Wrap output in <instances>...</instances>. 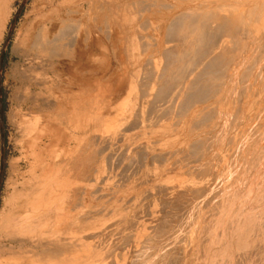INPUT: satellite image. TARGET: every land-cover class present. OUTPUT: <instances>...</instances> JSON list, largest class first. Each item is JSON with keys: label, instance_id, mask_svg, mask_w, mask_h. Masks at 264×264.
I'll list each match as a JSON object with an SVG mask.
<instances>
[{"label": "rangeland", "instance_id": "1", "mask_svg": "<svg viewBox=\"0 0 264 264\" xmlns=\"http://www.w3.org/2000/svg\"><path fill=\"white\" fill-rule=\"evenodd\" d=\"M34 1L35 0H11V2L6 4V0H0V9L5 7V11H3L4 13L0 18V98L2 100V117L4 122L3 137L0 126V255L5 258V256L11 252L20 253L22 251L31 254L30 252H32V249L30 246L32 243L43 246L50 244V242H55L54 239L81 237L86 231L101 225L100 223H104V221L108 222V220L111 221L114 218L116 219L117 216V219L123 218L121 224H126L127 222L133 221L136 216L139 217V214L141 217L142 212L151 209L152 206L156 205L160 208L164 207V204H167L165 202H168L169 206H165L166 209H170V207L174 209L177 207L176 209L178 212L182 208L184 211L188 212L186 213V221L184 223L187 226L184 225L182 230L177 234L178 238L176 237V239H174V241H176L174 246H177L192 232V244L190 245L187 264H241L239 261L241 257L242 264H256V261L257 264H263L264 245H257L258 237H256V234L259 236L261 229L264 228L263 225H261L262 212H264V172L262 174V170L259 168V164L264 161V139H262L264 137V130L262 132L260 131L258 136L252 135L253 133L250 130L251 128H255L256 122L254 121V113L257 112L260 102H257L256 109H254L248 106V97H244V93H242L244 84V80H242L244 77L243 73H245V71L247 72L246 67H248L243 62L244 57H242V51L235 56L230 65L228 64L229 66L227 65L228 67L226 68H228V70L226 72L225 69V73L220 81L222 82L221 84L217 82V84L215 83L216 85H214L213 81L207 80L211 84L212 89L220 87L219 91L216 93L217 97L213 95L211 99V97L206 96V94H194L192 93L193 91L189 89L183 96L181 102L176 104L177 107H169L167 104L170 110H168V115L164 116V121L163 118H160L157 122V119H155L153 115L143 120L140 117L136 118L133 109H129L132 106H136L133 105L134 102L136 104L139 101L137 106L143 103V99L141 98V85H137L138 88L135 87L133 80L135 76H140L141 80H143V77L146 75L148 76L149 70L147 68L149 64L166 61V50H164L168 45V31L166 25L178 15L177 12L179 10V15L181 13L184 14L189 6H183V9L179 7V10H176L177 12L172 11L168 14L166 11L160 9L159 6L178 5V1L150 0L157 1L158 6H155L154 13L150 11L149 14V11L141 12L137 10V12H135L136 9L132 12L133 2L139 1L140 3L141 0H102L94 3L93 9L91 4L88 5L83 3L79 8L74 7L73 11L79 12L77 18L82 17L84 26L89 27L90 34H93L94 41L90 42V40L81 37L77 47L75 46L69 53L67 52L68 54L63 51L52 54L50 50H44L40 54L41 61L35 69L32 68L33 66L30 67L27 64L28 62L25 60V54H23L21 50H16L15 48L18 38L28 29L29 23L33 20L35 14L31 11L33 10ZM98 6L101 10L98 9ZM121 8H123V10ZM88 10H92L93 15L97 16V25H95V27L90 22L89 17H87L89 15L85 14ZM139 13L143 15L141 16ZM131 16L132 18H130ZM105 21L108 22L106 23ZM141 23L142 26H140ZM100 27L101 29H99ZM133 38L137 40L135 41ZM95 40H97L98 43ZM129 47L131 49L133 47V49L130 50ZM176 51H174V53L179 52L178 50ZM128 54L131 56L128 57ZM155 57L156 59H154ZM145 67L146 70H144ZM20 72L26 74L28 78L23 77ZM36 73L39 75L40 79L39 82L33 83L34 80L31 77ZM131 74H135V76L133 77ZM52 76L54 78L53 80ZM48 79L52 81L49 82ZM253 79L254 77H250L246 82L249 86V90L252 89L250 87L251 85L253 87L255 86ZM27 80H29L30 83H28L29 81L27 82ZM148 81H150V86L153 80ZM228 82H230V84ZM238 83L241 86H239ZM35 84H38L39 87ZM26 86L27 89L29 86L30 88L27 90ZM68 87H70V89ZM202 87L203 86L199 89ZM124 88H126V90ZM227 91L229 93H227ZM175 92L174 90V93ZM136 93L139 95L137 96ZM205 96L207 98L203 99ZM198 97L199 99H196ZM126 98H128L129 106L126 104V107L124 106V111H122L123 108L120 107V103L125 101ZM151 105L152 103L146 105L145 110L148 111L150 108L147 106L150 107ZM155 106H157V104H155ZM160 106L161 104H159V109ZM173 110L175 111L173 112ZM177 112L181 114L183 112L184 116L180 114L177 115ZM197 112L199 113L198 115ZM146 114L147 112H145V117ZM23 115L25 117H23ZM118 117L119 119H117ZM232 117L235 120H233ZM26 118L36 120L37 122L39 121V129L32 135L31 139L25 137L23 135L24 133L22 134L21 128L17 130V123H21L22 125L26 124ZM173 118L177 120L174 121ZM14 119L15 121L13 122ZM105 119L109 121L113 119L116 125L122 124V127H125L126 130H121V128V131L119 130L118 132H114L115 130H104L102 128V121ZM170 119L172 122H170ZM123 120H126L127 123ZM166 120L169 122H166ZM120 121L123 122L121 123ZM222 121H225V124ZM124 122L126 124H124ZM155 127H158V129ZM133 128L136 131H134ZM152 128L153 130L151 132ZM99 130L102 133L99 132ZM155 130H157V134ZM45 131H48L50 134L49 140H45ZM226 131L227 133H225ZM96 132L99 136H97ZM179 136H181V138H179ZM62 137H65V139ZM2 139L4 140L3 155ZM214 140L215 143H213ZM209 143H212V145ZM60 147L62 148L60 149ZM186 151H188V153ZM173 152L175 153L172 154ZM114 153L117 154L115 155ZM157 153H159V156L156 155ZM134 154H136V156ZM143 154L147 156L145 155L144 157ZM164 157H166V159L162 160ZM220 157H223V160L222 158L220 159ZM138 159L142 160L138 161ZM14 161H17L15 167L13 164ZM79 163L81 165H79ZM127 164L128 167L126 166ZM139 165L141 166L139 167ZM168 166L171 168H168ZM194 166L198 168H194ZM17 168L21 171L20 173ZM99 168H101L102 171ZM169 169L172 170L170 171ZM11 170L13 172L17 170V172L14 174L13 172L11 173ZM128 170H132V173ZM154 176L160 177L155 179ZM110 178L113 180H110ZM181 178H183V180ZM202 178L204 179L202 185L199 183L192 189L193 192L187 194L184 198L186 199L185 201H187V204L185 203L187 206L184 204L186 208L180 201L178 206H176V201L179 199L178 195H184V190H187L185 186H180L182 182L192 179L195 181L200 179L201 181ZM118 179L119 181H117ZM141 179H144V181ZM114 180L116 183L115 186L113 185ZM132 180L136 181L133 182ZM140 181L142 182L140 183ZM247 182L250 183L248 184ZM119 183L120 186H117ZM210 183H212V185ZM138 184L139 186H137ZM199 185L201 186L198 187ZM97 187L101 188H98V190L96 189ZM167 187L172 188L166 190ZM118 190L120 192H118ZM149 191H153L151 193L161 191L162 193L157 194L154 198L150 197L148 199L146 197ZM97 202L101 205L99 203L97 204ZM133 202H137L138 204L134 206ZM129 204H132L131 207ZM149 204H153L152 206L150 205L151 208H147ZM125 211L128 214L126 213L127 215H122L121 217L120 215ZM196 212L198 216H196ZM55 233H57V235ZM119 241H122V239ZM202 242H204V245ZM213 244L216 245H214L215 248ZM202 258L204 259L202 260Z\"/></svg>", "mask_w": 264, "mask_h": 264}, {"label": "bare ground", "instance_id": "2", "mask_svg": "<svg viewBox=\"0 0 264 264\" xmlns=\"http://www.w3.org/2000/svg\"><path fill=\"white\" fill-rule=\"evenodd\" d=\"M84 1V2H83ZM102 1V0H35L33 12L35 15L31 23H29L28 29H26L23 34L18 38V42L16 44V50H21L23 54H25V60L28 62L27 64L35 68L38 67V64L41 61V53L44 50H50L52 54L57 53L58 51L68 52L74 47H77L78 41L81 37H84L87 40L94 41V37L90 34L89 27L84 26L82 17L79 16V12L73 11L74 7H81L83 3L91 4L93 9V4ZM125 1V0H124ZM127 1V0H126ZM178 1V5H163L159 6L160 9L166 11L168 14L170 12H177L179 7L189 6L186 9V12L178 15L173 18L169 22L167 27L168 31V45L166 47V61L159 62L155 64H149L148 70L149 74L143 77L141 80L140 76H135L133 80V84L135 87L137 85H141L142 88V99L143 103L137 106V103L130 106L133 109V113L136 118H150L152 115L157 122L160 118L168 115V108L171 106H176L179 104L185 95V93L191 89L194 94H203L206 96H210L211 99L213 95L217 97L216 93L219 91L220 87L216 89H212L211 84L207 80H211L214 82V85L221 84V78L223 74L228 70V67L232 61L234 60L237 54H240L242 51V57H244V64L247 72L243 73L244 84L242 87V93H244V97H248V106L255 107L257 106V102H260V106L257 109V112L254 113V121L256 122L255 128H251L252 135L258 136L260 131L264 130V0H175ZM187 1V3H186ZM11 2V0H6V4ZM173 2V1H172ZM116 3V2H115ZM131 3V2H130ZM146 3V4H145ZM199 3V4H198ZM121 4V1H120ZM140 4V5H139ZM90 5V6H91ZM96 5V4H95ZM87 6V5H86ZM123 6V5H122ZM131 6V4H130ZM155 6H158L157 1L150 0H141L140 3L133 2V9L143 12V11H153ZM114 7V6H113ZM197 7V8H196ZM125 8V7H124ZM158 8V7H157ZM98 9L101 10L98 6ZM120 9V8H119ZM123 10V8H121ZM87 10V9H86ZM3 11H5V7L0 9V18L3 15ZM110 11V10H109ZM112 11V9H111ZM182 11V10H181ZM96 12V10H95ZM108 12V11H107ZM125 12V11H123ZM131 12V11H130ZM129 12V13H130ZM162 12V11H161ZM31 13V14H33ZM97 13V12H96ZM105 13V12H103ZM164 13V12H163ZM86 15L88 14L90 22L92 25H97V16L93 15L92 10H88ZM100 14V13H99ZM107 14V13H106ZM111 14V13H109ZM101 15V14H100ZM108 15V14H107ZM119 15V14H118ZM139 15H143L140 14ZM152 15V14H151ZM243 15V16H242ZM123 16V15H122ZM133 16V15H132ZM132 16L130 18H132ZM154 16V15H153ZM86 17V18H87ZM118 17V16H117ZM128 17V16H127ZM152 17V16H151ZM120 18V17H119ZM118 18V19H119ZM108 19V18H107ZM135 19V18H134ZM5 20V19H4ZM132 20V19H130ZM129 20V21H130ZM142 20V19H141ZM167 20V19H166ZM120 21V20H119ZM118 21V22H119ZM133 21V20H132ZM106 22V21H105ZM108 22V21H107ZM106 22V23H107ZM115 22V23H118ZM139 22V21H137ZM4 23V22H3ZM149 23V22H147ZM146 23V24H147ZM152 23V22H151ZM158 23V22H157ZM102 24V23H101ZM113 24V23H111ZM125 24V23H124ZM135 24V23H134ZM138 24V23H137ZM154 24V22H153ZM140 25V24H139ZM117 26V25H116ZM132 26V25H131ZM130 26V27H131ZM138 26V25H137ZM142 26V23L141 25ZM149 26V25H147ZM156 26V25H155ZM97 27V26H96ZM129 27V25H128ZM135 27V26H134ZM153 27V26H152ZM107 28V27H106ZM155 28V27H153ZM101 29V27L99 28ZM121 29V27H120ZM123 29V28H122ZM148 29V28H147ZM119 30V29H118ZM136 30V29H135ZM155 30V29H154ZM133 31V30H132ZM131 31V32H132ZM138 31V28H137ZM157 31V28H156ZM161 31V30H160ZM140 32V31H139ZM144 32V31H143ZM103 33V32H102ZM105 33V32H104ZM108 33V31H107ZM133 33V32H132ZM141 33V32H140ZM148 33V32H147ZM150 34V31H149ZM106 36V35H105ZM120 36V35H119ZM149 37V36H148ZM166 37V39H167ZM144 38V37H143ZM157 38V37H156ZM120 39V38H119ZM135 39V38H133ZM194 39V40H193ZM108 40V39H107ZM137 39H135L136 41ZM141 40V39H140ZM85 41V40H84ZM97 42V40H95ZM242 41V47H241ZM95 42V43H96ZM140 42V41H139ZM145 42V41H144ZM175 42V43H174ZM98 43V42H97ZM133 43V42H132ZM134 44V43H133ZM139 44V43H137ZM158 44V43H157ZM29 46V47H28ZM131 47V46H130ZM129 47V48H130ZM158 47V46H157ZM127 48V49H129ZM145 48V47H144ZM5 49V48H4ZM76 49V48H75ZM126 49V50H127ZM133 49V47H132ZM130 48V50H132ZM142 49V48H141ZM140 49V50H141ZM25 50V51H24ZM80 50V49H79ZM136 50V49H135ZM134 50V51H135ZM138 50V49H137ZM162 50V49H161ZM178 50V53H174V51ZM27 51V52H26ZM49 51V52H50ZM62 52V53H63ZM129 52V51H128ZM133 52V51H132ZM137 52V51H135ZM177 52V51H176ZM65 53V54H66ZM67 53V54H68ZM250 53V55H249ZM50 54V55H52ZM130 54V52H129ZM128 54V57L131 55ZM137 54V53H136ZM158 54V53H157ZM245 55V56H244ZM124 56V54H123ZM161 56V55H160ZM240 56V55H239ZM52 57V56H51ZM139 57V56H138ZM64 58V57H63ZM161 58V57H160ZM54 59V58H53ZM143 59V58H142ZM156 59V57L154 58ZM153 59V60H154ZM159 59V58H158ZM115 60V59H114ZM161 60V59H159ZM25 61V62H26ZM52 62V60H51ZM145 62V61H144ZM242 62V63H243ZM117 63V62H116ZM239 63V62H238ZM44 64V63H43ZM145 64V63H144ZM229 64V65H228ZM154 65V66H153ZM228 65V66H227ZM44 66V65H43ZM26 67V66H25ZM147 67V66H146ZM146 67L144 70H146ZM243 67V66H242ZM109 68V67H108ZM237 68V66H236ZM1 69V66H0ZM115 69V68H114ZM126 69V68H125ZM32 70V69H31ZM25 71V70H24ZM37 71V70H33ZM47 72L46 70H43ZM128 71V70H127ZM139 71V70H137ZM233 71V70H232ZM27 72V71H26ZM30 72V70H29ZM115 72V71H114ZM145 72V71H144ZM21 73V72H20ZM35 73V72H34ZM120 73V72H119ZM136 73V72H135ZM234 73V71H233ZM23 77H27L26 74H23ZM20 74V75H21ZM29 74V73H28ZM40 74V73H39ZM47 74V73H46ZM139 74V73H137ZM77 75V74H76ZM140 75V74H139ZM19 76V75H18ZM43 76V75H42ZM142 76V75H141ZM144 76V75H143ZM30 77V76H29ZM48 77V76H46ZM250 77H254L253 82L255 86H250L252 89L249 90V86L246 84ZM28 78V77H27ZM26 78V79H27ZM31 78H33L34 82H39V75L36 73ZM49 78V77H48ZM236 78V77H235ZM50 79V78H49ZM48 79V80H49ZM52 76V80H53ZM56 79V78H55ZM120 79V78H119ZM117 79V80H119ZM47 80V81H48ZM52 80H49L52 81ZM58 80V79H56ZM62 80V79H61ZM131 80V81H132ZM153 80L149 86L150 81ZM230 80V79H229ZM29 80H27L28 82ZM32 81V80H31ZM36 81V82H35ZM46 81V82H47ZM68 81V80H67ZM71 81V80H70ZM237 81V80H236ZM239 82V79H238ZM30 83V81L28 82ZM48 83V82H47ZM52 83V82H51ZM75 83V82H73ZM119 83V82H118ZM132 83V82H131ZM216 83V84H215ZM230 84V82H228ZM227 83V84H228ZM240 83V82H239ZM238 83V85H239ZM243 83V81H242ZM40 84V83H39ZM60 84V83H59ZM72 84V83H71ZM70 84V85H71ZM117 84V83H116ZM232 84V82H231ZM30 85V84H29ZM38 85V84H35ZM41 85V84H40ZM236 85V84H235ZM234 85V86H235ZM31 86V85H30ZM29 86V88H30ZM44 86V85H43ZM113 86V85H112ZM203 86L201 89H199ZM233 86V87H234ZM241 86V85H239ZM24 87V86H23ZM34 87V86H33ZM32 87V88H33ZM39 87V85H38ZM109 87V85H108ZM115 87V86H114ZM112 87V88H114ZM131 87V86H129ZM226 87V86H225ZM232 87V86H231ZM28 88V89H29ZM61 88V87H60ZM66 88V87H65ZM70 89V87H68ZM111 88V89H112ZM138 88V87H137ZM145 88V89H144ZM224 88V87H222ZM27 89V86H26ZM27 89V90H28ZM43 89V88H40ZM72 89V88H71ZM126 90V88H124ZM234 89V88H233ZM232 89V91H233ZM39 90V89H38ZM73 90V89H72ZM75 90V89H74ZM129 90V89H128ZM132 90V89H131ZM174 90L176 91L174 93ZM196 90V91H195ZM228 90V89H227ZM231 90V89H230ZM47 91V90H46ZM67 91V90H66ZM114 91V90H113ZM45 92V91H44ZM50 92V91H49ZM68 92V91H67ZM73 92V91H72ZM108 92V91H107ZM129 92V91H128ZM133 92V91H132ZM138 92V91H137ZM239 92V91H238ZM249 92V96H248ZM59 93V92H58ZM127 93V91H126ZM125 93V94H126ZM135 93V92H134ZM140 93V94H141ZM227 93H229L227 91ZM235 93V92H234ZM233 93V94H234ZM47 94V93H46ZM45 94V95H46ZM68 94V93H67ZM133 94V93H132ZM137 96L139 95L136 93ZM232 94V95H233ZM24 95V94H23ZM78 95V94H77ZM127 95V94H126ZM240 95V94H239ZM31 96V95H30ZM42 96V95H41ZM63 96V94H62ZM67 96V95H66ZM125 96V95H124ZM203 97L206 99L207 97ZM224 96V95H223ZM21 97V96H20ZM36 97V96H34ZM50 97V96H49ZM68 97V96H67ZM192 97V96H191ZM209 97V99H210ZM235 97V96H234ZM243 97V96H242ZM18 98V97H17ZM44 98V97H43ZM130 98V97H129ZM232 98V97H229ZM23 99V97H22ZM37 99V98H36ZM41 99V98H40ZM46 99V98H45ZM125 99V98H124ZM123 99V100H124ZM128 98L125 101L120 103V107L129 106ZM191 99V98H190ZM196 99H199L196 98ZM24 100V99H23ZM43 100V99H42ZM52 100V99H51ZM81 100V99H79ZM224 100V99H223ZM229 100V99H228ZM232 100V99H231ZM28 101V99H27ZM45 101V100H44ZM64 101V100H63ZM159 101V102H158ZM195 101V100H194ZM199 101V100H197ZM205 101V100H204ZM208 101V100H207ZM218 101V100H217ZM221 101V100H220ZM225 101V100H224ZM236 101V100H235ZM242 101V100H241ZM240 101V102H241ZM23 102V101H22ZM53 102V101H52ZM142 102V101H141ZM140 102V103H141ZM216 102V101H215ZM228 102V101H227ZM25 103V102H24ZM38 103V102H37ZM152 103V105L146 111V105ZM221 103V102H220ZM219 103V104H220ZM71 104V103H70ZM111 104V103H110ZM109 104V105H110ZM157 104V106H155ZM159 104H161L159 109ZM168 104V105H167ZM218 104V106H219ZM230 104V103H228ZM242 104V102H241ZM239 104V105H241ZM108 105V106H109ZM198 105V104H197ZM216 105V104H215ZM223 105V104H222ZM33 106V105H31ZM68 106V105H67ZM73 106V105H72ZM99 106V104H98ZM190 106V105H189ZM199 106V105H198ZM214 106V105H213ZM217 106V105H216ZM234 106V105H233ZM45 107V106H44ZM49 107V106H48ZM76 107V106H75ZM78 107V106H77ZM103 107V106H102ZM119 107V106H118ZM119 107V108H120ZM177 107V106H176ZM179 107V106H178ZM196 107V106H195ZM205 107V106H204ZM220 107V106H219ZM227 107V106H226ZM72 108V107H71ZM118 108V110H119ZM221 108V107H220ZM49 109V108H48ZM192 109V108H191ZM212 109V108H211ZM228 109V108H227ZM39 110V109H38ZM47 110V109H46ZM97 110V109H96ZM157 110V111H155ZM205 110V109H204ZM203 110V111H204ZM246 110V109H245ZM51 111V110H50ZM71 111V110H70ZM128 111V110H127ZM155 111V112H154ZM175 110H173L174 112ZM42 112V111H41ZM74 112V110H73ZM119 112V111H118ZM145 112H147L146 117ZM228 112V110H227ZM236 112V111H235ZM239 112V111H238ZM70 113V112H69ZM72 113V111H71ZM97 113V112H96ZM121 113V112H120ZM223 113V112H220ZM240 113V112H239ZM246 113V112H245ZM74 114V113H73ZM129 114V113H128ZM133 114V116H134ZM177 115H183L180 112L176 113ZM187 114V113H185ZM199 113L197 112V115ZM219 114V113H218ZM244 114V113H243ZM34 115V114H33ZM111 115V114H110ZM171 115V114H170ZM189 115V114H188ZM202 115V114H200ZM69 116V115H68ZM71 116V115H70ZM92 116V115H91ZM95 116V115H94ZM93 116V117H94ZM124 116V115H123ZM184 116V115H183ZM228 116V115H227ZM231 116V115H230ZM14 117V116H13ZM23 117H25L23 115ZM122 117V116H121ZM187 117V116H186ZM198 117V116H197ZM202 117V116H201ZM209 117V116H208ZM216 117V116H215ZM219 117V116H218ZM222 117V116H221ZM31 118V117H30ZM30 118H26V124L22 125L21 123H17V130L21 128L22 134L28 139H31L32 135L38 131L39 125L36 120H31ZM43 118V117H42ZM48 118V117H46ZM55 118V117H54ZM71 118V117H70ZM109 118V117H108ZM107 118V119H108ZM172 118V117H170ZM181 118V117H180ZM185 118V117H184ZM207 118V117H206ZM230 118V117H229ZM252 118V117H251ZM19 119V118H18ZM25 119V118H24ZM23 119V120H24ZM36 119V117H35ZM44 119V118H43ZM102 121V128L104 130H115L114 132H118L122 127V124L116 125L113 119ZM119 119V117L117 118ZM116 119V120H117ZM122 119V118H120ZM140 119V120H141ZM169 119V118H168ZM198 119V118H197ZM200 119V117H199ZM215 119V118H214ZM226 119V118H225ZM223 119V120H225ZM233 119V117H232ZM49 120V119H48ZM70 120V119H69ZM152 120V119H151ZM174 120V118H173ZM177 120V119H175ZM174 120V121H175ZM182 120V119H181ZM202 120V119H201ZM221 120V119H220ZM235 120V119H233ZM15 119L13 120V122ZM17 121V120H16ZM47 121V120H46ZM119 121V120H118ZM126 122V120H123ZM122 121V122H123ZM187 121V120H186ZM194 121V120H193ZM192 121V122H193ZM198 121V120H197ZM203 121V120H202ZM214 121V120H213ZM237 121V120H236ZM68 122V121H67ZM121 122V121H120ZM121 122V123H122ZM124 122V124H126ZM148 122V121H147ZM153 122V121H152ZM166 122H169L166 120ZM170 122L171 119H170ZM196 122V121H195ZM194 122V123H195ZM201 122V121H200ZM206 122V121H205ZM208 122V121H207ZM215 122V121H214ZM223 122V121H222ZM225 122V121H224ZM223 122V123H224ZM164 123V122H163ZM178 123V122H177ZM199 123V122H198ZM222 123V124H223ZM74 124V123H73ZM132 124V123H131ZM156 124V123H155ZM165 124V123H164ZM170 124V123H168ZM205 124V123H204ZM225 124V123H224ZM48 125V124H47ZM133 125V124H132ZM142 125V124H141ZM151 125V124H150ZM166 125V124H165ZM182 125V124H181ZM195 125V124H193ZM212 125V123H211ZM216 125V124H215ZM219 125V124H218ZM239 125V124H238ZM121 126V127H120ZM125 126V125H124ZM134 126V125H133ZM191 126V125H190ZM198 126V125H197ZM223 126V125H222ZM230 126V124H229ZM42 127V126H41ZM65 127V126H64ZM81 127V126H79ZM135 127V126H134ZM150 127V126H149ZM195 127V126H194ZM199 127V126H198ZM213 127V126H212ZM226 127V126H225ZM249 127V126H248ZM247 127V128H248ZM75 128V127H74ZM73 128V129H74ZM101 128V129H102ZM137 128V127H136ZM151 128V127H150ZM154 128V127H153ZM151 129V132L153 130ZM158 129V127H155ZM165 128V127H163ZM171 128V127H170ZM175 129V127L173 126ZM203 128V127H202ZM208 128V127H207ZM221 128V127H220ZM49 129V128H48ZM53 129V128H52ZM92 129V128H91ZM130 129V128H129ZM134 129V128H133ZM144 129V128H142ZM166 129V128H165ZM173 129V130H174ZM209 129V128H208ZM222 129V128H221ZM224 129V128H223ZM230 129V128H227ZM55 130V129H54ZM60 130V129H59ZM120 130V131H121ZM126 130V129H125ZM131 130V129H130ZM191 130V129H190ZM206 130V129H205ZM20 131V130H19ZM75 131V130H74ZM134 131H136L134 129ZM156 134H157V130ZM166 131V130H165ZM204 131V130H203ZM225 131V130H224ZM99 132H101L99 130ZM130 132V131H129ZM221 132V130H220ZM219 132V133H220ZM69 133V132H68ZM81 133V132H80ZM102 133V132H101ZM135 133V132H133ZM143 133V132H142ZM154 133V132H153ZM171 133V132H170ZM182 133V132H181ZM180 133V135H181ZM193 133V132H191ZM195 133V131H194ZM202 133V132H201ZM218 133V132H217ZM227 133V131L225 132ZM224 133V134H225ZM235 133V132H234ZM43 134V133H42ZM64 134V133H63ZM97 134V132H96ZM100 134V133H99ZM141 134V133H140ZM167 134V133H166ZM200 134V133H198ZM213 134V133H212ZM223 134V135H224ZM59 135V134H58ZM57 135V136H58ZM153 135V134H152ZM165 135V134H164ZM183 135V134H182ZM189 135V134H187ZM193 135V134H192ZM217 135V134H216ZM45 140H49L50 134L48 131H45ZM63 136V135H62ZM73 136V135H72ZM75 136V135H74ZM82 136V135H81ZM97 136H99L97 134ZM126 136V135H125ZM138 136V135H137ZM144 136V135H143ZM218 136V135H217ZM23 137V136H22ZM85 137V136H84ZM142 137V136H141ZM177 137V136H176ZM197 137V136H196ZM215 137V136H213ZM219 137V136H218ZM225 137V136H224ZM44 138V137H43ZM65 139V137H62ZM146 138V136H145ZM160 138V137H159ZM181 138V136H179ZM193 138V137H192ZM212 138V137H211ZM217 138V137H216ZM244 138V137H242ZM77 139V138H75ZM93 139V138H92ZM124 139V138H123ZM122 139V140H123ZM130 139V138H129ZM171 139V138H170ZM206 139V138H205ZM203 139V140H205ZM214 139V138H213ZM264 139V137L262 138ZM23 140V138H22ZM27 140V139H25ZM166 140V139H165ZM172 140V139H171ZM188 140V139H187ZM225 140V139H224ZM229 140V139H228ZM237 140V139H236ZM28 141V140H27ZM168 141V140H167ZM212 141V140H211ZM219 141V140H218ZM222 141V139H221ZM263 141V140H262ZM34 142V141H32ZM77 142V141H76ZM93 142V141H92ZM143 142V141H141ZM210 142V141H209ZM91 143V142H90ZM120 143V142H119ZM159 143V142H158ZM177 143V142H176ZM215 143V140L214 142ZM218 143V142H217ZM223 143V142H222ZM220 143V144H222ZM264 143V141H263ZM46 144V143H45ZM97 144V143H96ZM100 144V143H99ZM131 144V143H130ZM143 144V143H142ZM190 144V143H189ZM204 144V143H203ZM210 144V143H209ZM219 144V145H220ZM25 145V144H24ZM107 145V144H106ZM187 145V144H186ZM212 145V143L210 144ZM209 145V146H210ZM214 145V144H213ZM54 146V145H53ZM118 146V145H117ZM131 146V145H130ZM138 146V145H137ZM148 146V145H147ZM188 146V145H187ZM216 146V145H215ZM218 146V144H217ZM21 147V146H19ZM90 147V144H89ZM111 147V146H110ZM186 147V146H185ZM204 147V146H203ZM213 147V146H212ZM220 147V146H219ZM53 148V147H51ZM62 147H60L61 149ZM93 148V146H92ZM95 148V147H94ZM104 148V147H103ZM130 148V147H129ZM166 148V147H165ZM210 148V147H209ZM214 148V147H213ZM226 148V147H225ZM23 149V148H22ZM21 149V151H22ZM39 149V148H38ZM64 149V148H63ZM105 149V148H104ZM115 149V148H113ZM117 149V148H116ZM182 149V148H181ZM193 149V148H192ZM219 149V148H218ZM234 149V148H233ZM264 149V147H263ZM24 150V149H23ZM89 150V149H88ZM93 150V149H92ZM124 150V149H123ZM140 150V149H139ZM162 150V149H161ZM159 150V151H161ZM167 150V149H166ZM202 150V149H201ZM47 151V150H46ZM65 151V149H64ZM82 151V150H80ZM110 151V150H109ZM125 151V150H124ZM129 151V150H128ZM171 151V150H169ZM175 151V150H174ZM191 151V150H190ZM197 151V150H196ZM212 151V150H211ZM241 151V150H240ZM259 151V150H258ZM127 152V151H126ZM144 152V151H143ZM188 153V151H186ZM198 152V151H197ZM239 152V151H238ZM123 153V152H122ZM163 153V152H162ZM165 153V152H164ZM169 153V152H168ZM173 152L172 154H174ZM183 153V152H182ZM181 153V155H182ZM204 153V151H203ZM207 153V152H206ZM211 153V152H209ZM214 153V152H213ZM212 153V154H213ZM257 153V152H256ZM115 154V153H114ZM113 154V155H114ZM117 154V153H116ZM115 154V155H116ZM121 154V153H120ZM125 154V153H124ZM148 154V153H146ZM145 154V155H146ZM157 153L156 155H158ZM167 154V153H166ZM202 154V153H199ZM211 154V155H212ZM232 154V153H231ZM22 155V154H21ZM55 155V154H54ZM89 155V154H88ZM96 155V154H95ZM99 155V154H98ZM136 156V154H134ZM143 154V156L145 157ZM161 155V154H160ZM165 155V154H163ZM204 155V154H203ZM207 155V154H206ZM218 155V154H217ZM220 155V154H219ZM255 155V154H254ZM24 156V155H23ZM56 156V155H55ZM74 156V155H73ZM77 156V155H75ZM126 156V155H125ZM147 156V155H146ZM159 156V155H158ZM186 156V155H184ZM210 156V154H209ZM222 156V155H221ZM257 156V155H256ZM52 157V156H51ZM112 157V156H111ZM154 157V156H153ZM183 157V156H182ZM188 157V156H187ZM197 158L199 156H196ZM201 157V155H200ZM199 157V158H200ZM203 157V156H202ZM215 157V156H214ZM88 158V157H87ZM122 158V157H120ZM138 158V156H137ZM142 158V157H141ZM177 158V157H175ZM191 158V156H190ZM223 157H220V159ZM264 158V157H263ZM50 159V158H48ZM52 159V158H51ZM116 159V158H115ZM155 159V158H153ZM166 159V157L162 158V160ZM189 159V157H188ZM192 159V158H191ZM196 159V158H195ZM203 159V158H202ZM206 159V158H205ZM225 159V158H224ZM250 159V158H249ZM16 160V159H15ZM28 160V159H27ZM95 160V159H94ZM142 160V159H138ZM151 160V159H150ZM179 160V159H178ZM183 160V159H182ZM208 160V159H207ZM210 160V157H209ZM226 160V159H225ZM246 160V159H245ZM251 160V159H250ZM78 161V160H76ZM110 161V160H109ZM112 161V159H111ZM110 161V162H111ZM119 161V160H118ZM152 161V160H151ZM149 161V162H151ZM161 161V159H160ZM175 161V160H173ZM121 162V161H120ZM134 162V160H133ZM144 162V159H143ZM154 162V161H153ZM166 162V161H165ZM180 162V161H179ZM189 162V161H188ZM187 162V164H188ZM194 162V161H193ZM220 162V161H219ZM225 162V161H224ZM251 162V161H250ZM258 162V160H257ZM72 163V162H71ZM83 163V162H82ZM94 163V162H93ZM116 163V161H115ZM135 163V162H134ZM162 163V161H161ZM185 163V162H183ZM182 163V164H183ZM196 163V162H195ZM214 163V162H213ZM212 163V165H213ZM226 163V162H225ZM14 167L17 165V161L13 162ZM67 164V163H66ZM70 164V163H69ZM84 164V163H83ZM109 164V163H108ZM117 164V163H116ZM131 164V163H130ZM140 164V163H139ZM148 164V163H147ZM155 164V163H154ZM186 164V165H187ZM206 164V162H205ZM249 164V163H248ZM40 165V164H39ZM42 165V164H41ZM79 165H81L79 163ZM89 165V164H87ZM107 165V163H106ZM138 165V164H137ZM163 165V164H162ZM181 165V164H180ZM201 165V164H200ZM210 165V164H209ZM31 166V165H30ZM51 166V165H50ZM103 166V164H102ZM114 166V165H113ZM128 167V164L126 165ZM141 165H139L140 167ZM143 166V165H142ZM150 166V163H149ZM205 166V165H204ZM203 166V167H204ZM208 166V165H207ZM63 167V166H62ZM78 167V166H77ZM84 167V166H83ZM101 167V166H100ZM132 167V166H131ZM135 167V166H134ZM170 166H168L169 168ZM173 167V166H172ZM177 167V166H176ZM180 167V166H179ZM178 167V168H179ZM183 167V166H182ZM181 167V168H182ZM197 166H194V168ZM206 167V166H205ZM248 167V165H247ZM138 168V167H137ZM157 168V167H156ZM171 168V167H170ZM198 168V167H197ZM196 168V169H197ZM208 168V167H207ZM213 168V166H212ZM225 168V167H224ZM260 170H262V174L264 172V161L259 164ZM12 169V168H11ZM64 169V168H63ZM71 169V168H70ZM83 169V168H82ZM101 169V168H99ZM112 169V168H110ZM129 169V168H128ZM183 169V168H182ZM185 169V167H184ZM215 169V168H214ZM13 170V169H12ZM11 170V173L13 172ZM17 170H19L17 168ZM14 170V174L17 172ZM124 170V169H123ZM170 170V169H169ZM172 170V169H171ZM170 170V171H171ZM181 170V169H180ZM200 170V169H199ZM102 171V169H101ZM130 171V170H128ZM132 171V170H131ZM130 171V172H131ZM146 171V170H144ZM166 171V170H165ZM187 171V170H186ZM202 171V170H201ZM249 171V170H248ZM21 171L19 170V173ZM56 172V171H55ZM70 172V171H69ZM72 172V171H71ZM81 172V171H80ZM110 172V171H109ZM126 172V171H125ZM168 172V171H167ZM212 172V171H211ZM219 172V171H218ZM76 173V172H75ZM89 173V172H88ZM87 173V174H88ZM95 173V172H93ZM100 173V172H99ZM132 173V172H131ZM141 173V172H140ZM144 173V172H143ZM147 173V172H146ZM155 173V172H154ZM152 173V174H154ZM160 173V171H159ZM181 173V171H180ZM189 173V171H188ZM203 173V172H202ZM74 174V173H73ZM118 174V173H117ZM125 174V173H124ZM195 174V173H194ZM199 174V173H198ZM12 175V174H11ZM109 175V174H108ZM159 175V174H157ZM165 175V174H164ZM210 175V174H209ZM225 175V174H223ZM222 175V176H223ZM17 176V175H16ZM102 176V175H101ZM110 176V175H109ZM124 176V175H123ZM127 176V175H126ZM135 176V174H134ZM150 176V175H149ZM161 176V175H160ZM158 176V177H160ZM202 176V175H201ZM207 176V175H206ZM221 176V175H220ZM107 177V176H106ZM105 177V178H106ZM113 177V176H112ZM155 177V176H154ZM158 177H155V179ZM170 177V176H169ZM179 177V176H178ZM182 177V176H180ZM212 177V175H211ZM208 177V178H211ZM219 177V176H218ZM227 177V176H226ZM264 177V176H263ZM119 178V177H117ZM194 178V177H193ZM120 179V178H119ZM119 179L117 181H119ZM125 179V178H123ZM183 180V178H181ZM186 179V178H184ZM189 179V178H188ZM224 179V178H223ZM235 179V178H234ZM104 180V178H103ZM102 180V181H103ZM107 180V179H106ZM110 180H113L110 178ZM138 180V179H137ZM142 180V179H141ZM170 180V179H169ZM185 180L182 182V185L185 186L187 190H184V195H178L177 205L180 203L184 206L187 202L184 199L187 194L192 193V189H194L199 183L202 185L204 179L202 180ZM80 181V180H79ZM78 181V182H79ZM100 181V180H99ZM109 181V179H108ZM106 181V182H108ZM123 181V180H122ZM133 182L136 180H132ZM144 181V179L142 180ZM140 181V183L142 182ZM157 181V180H156ZM258 181V180H257ZM124 182V181H123ZM139 182V181H138ZM146 182V181H145ZM161 182V181H160ZM159 182V183H160ZM163 182V181H162ZM165 182V181H164ZM168 182V181H166ZM174 182V181H173ZM224 182V181H223ZM98 183V181H97ZM115 183V180H114ZM113 185L115 186L116 183ZM118 183V182H117ZM155 183V182H154ZM248 183V182H247ZM250 183V182H249ZM248 183V184H249ZM256 183V182H255ZM93 184V183H91ZM102 184V183H101ZM174 184V183H172ZM212 185V183H210ZM90 185V184H89ZM135 185V184H133ZM142 185V184H141ZM140 185V186H141ZM156 185V184H155ZM161 185V184H160ZM176 185V183H175ZM199 185L198 187H200ZM204 185V184H203ZM240 185V184H239ZM112 186V184H111ZM120 186V183L119 185ZM129 186V185H128ZM139 186V184L137 185ZM143 186V185H142ZM162 186V185H161ZM173 186V185H171ZM62 187V186H61ZM122 187V186H121ZM160 187V186H159ZM101 188L97 187L96 189ZM123 188V187H122ZM165 188V187H164ZM172 187H167L166 190L171 189ZM233 188V187H232ZM242 188V187H241ZM20 189V188H19ZM89 189V188H88ZM137 189V188H136ZM154 189V188H153ZM99 190V189H98ZM107 190V189H106ZM109 190V189H108ZM199 190V189H198ZM201 190V189H200ZM95 191V190H94ZM10 192V191H9ZM115 192V191H114ZM118 192H120L118 190ZM153 192V191H151ZM146 198H154L157 194L162 193L158 191L157 193H151ZM204 192V191H203ZM230 192V191H229ZM91 193V192H90ZM89 193V194H90ZM101 193V192H100ZM103 193V192H102ZM179 193V192H178ZM202 193V192H201ZM95 194V192H94ZM103 195V194H102ZM146 195V194H145ZM144 195V197H145ZM195 195V194H194ZM193 195V196H194ZM143 196V195H142ZM166 196V195H165ZM229 196V195H228ZM80 197V196H79ZM105 197V196H104ZM112 197V196H111ZM143 197V198H144ZM158 197V196H157ZM223 197V196H222ZM251 197V196H250ZM96 198V197H95ZM159 198V197H158ZM99 199V198H98ZM107 199V198H106ZM168 199V198H167ZM184 199V200H183ZM105 200V199H104ZM228 200V199H227ZM231 200V199H230ZM252 200V199H251ZM86 201V200H85ZM139 201V200H138ZM157 201V200H156ZM155 201V202H156ZM205 201V200H204ZM249 201V200H248ZM89 202V201H88ZM101 202V201H100ZM108 202V201H107ZM135 202V201H134ZM133 202V203H134ZM141 202V201H140ZM202 202V201H201ZM231 202V201H230ZM99 202H97L98 204ZM105 203V202H104ZM111 203V202H110ZM164 207L158 208V206H152L149 204L151 208L147 211H141V217L136 216L133 221L123 223V218H117L108 222L104 221V223H100L101 225L86 231L83 236L68 238V239H54L55 242H50V244L38 246L35 243L31 244L32 252L31 254H27L22 251L20 253L11 252L5 258L0 255V264H187V258L189 257V249L192 244V232L187 236V238L174 246V239H176L177 234L182 230V227L186 224V213L182 208L179 212L177 211V207L173 209H166L165 206H169L168 202H165ZM195 203V202H194ZM200 203V202H199ZM229 203V202H228ZM94 204V203H93ZM100 204V203H99ZM138 204L137 202L134 203ZM187 204V203H186ZM185 204V205H186ZM198 204V203H197ZM96 205V204H95ZM101 205V204H100ZM130 205V204H129ZM132 205V204H131ZM130 205V207H131ZM93 206V205H92ZM104 206V205H103ZM187 206V205H186ZM91 207V206H90ZM145 207V206H144ZM185 207V206H184ZM257 207V206H256ZM186 208V207H185ZM188 208V207H187ZM190 208V207H189ZM222 208V207H221ZM259 208V207H258ZM103 209V208H102ZM134 209V208H132ZM74 210V209H73ZM208 210V209H207ZM218 210V209H217ZM229 210V209H228ZM227 210V212H228ZM122 211V210H121ZM128 211V210H126ZM123 212L120 216L122 217L127 215V212ZM136 212V211H135ZM185 212V213H184ZM223 212V211H222ZM88 213V212H87ZM127 213V214H126ZM190 214V213H189ZM216 214V213H215ZM133 215V214H132ZM70 216V215H69ZM119 216V217H120ZM196 216L197 212H196ZM132 217V216H131ZM259 217V216H258ZM110 218V217H109ZM197 218V217H196ZM90 219V218H89ZM207 219V218H206ZM200 220V218H199ZM205 220V219H204ZM192 221V220H191ZM262 223L264 227V212H262ZM209 222V221H208ZM231 222V221H230ZM202 223V222H201ZM248 223V222H247ZM222 224V223H221ZM249 224V223H248ZM206 225V224H205ZM231 225V224H230ZM237 225V224H236ZM253 225V224H252ZM187 226V225H186ZM200 226V224H199ZM230 227V226H229ZM217 228V227H216ZM84 229V228H82ZM195 229V227H194ZM199 230V229H198ZM232 230V229H231ZM227 231V230H226ZM230 231V230H229ZM82 232V231H81ZM201 233V232H200ZM206 233V232H205ZM211 233V232H210ZM57 235V233H55ZM78 234V233H77ZM82 234V233H80ZM225 234V233H224ZM64 236V235H62ZM116 237V238H115ZM207 237V236H206ZM246 237V235H245ZM258 237L257 245H264V228L261 229L260 235L256 234ZM260 237V238H259ZM65 238V237H64ZM178 238V237H177ZM215 238V237H214ZM122 239V241H119ZM194 239V238H193ZM205 239V237H204ZM50 241V240H49ZM52 241V240H51ZM179 241V240H178ZM206 241V239H205ZM217 241V240H216ZM253 241V240H252ZM180 242V241H179ZM207 242V241H206ZM209 242V241H208ZM240 242V241H239ZM178 243V242H177ZM197 243V242H196ZM43 244V243H42ZM204 245V242H202ZM206 244V243H205ZM210 244V243H209ZM12 245V244H10ZM30 245V244H29ZM196 245V244H195ZM215 244H213L214 247ZM4 246V245H3ZM216 246V245H215ZM219 246V245H218ZM223 246V243H222ZM250 246V245H249ZM95 247V248H94ZM221 247V246H220ZM215 248V247H214ZM225 248V246H224ZM258 248V247H257ZM217 249V248H216ZM251 249V248H250ZM254 249V248H253ZM256 249V248H255ZM96 250V251H95ZM238 250V249H237ZM195 251V250H194ZM221 251V250H220ZM257 251V250H255ZM202 252V250H201ZM248 252V251H247ZM205 253V251H204ZM209 254V253H208ZM240 254V253H239ZM251 254V253H250ZM219 255V254H217ZM252 255V254H251ZM204 256V255H203ZM220 256V255H219ZM240 256V255H239ZM199 257V256H198ZM217 257V256H216ZM222 258V257H221ZM200 259V258H199ZM204 258H202L203 260ZM197 260V259H196ZM224 260V259H223ZM238 260V259H237ZM236 260V261H237ZM246 260V259H245ZM227 261V260H226ZM242 264V257L239 259ZM189 262V261H188ZM215 262V261H214ZM235 263V261H234ZM259 263V262H258ZM204 264V263H203ZM255 264V263H254ZM257 264V261H256ZM264 264V263H263Z\"/></svg>", "mask_w": 264, "mask_h": 264}, {"label": "water", "instance_id": "3", "mask_svg": "<svg viewBox=\"0 0 264 264\" xmlns=\"http://www.w3.org/2000/svg\"><path fill=\"white\" fill-rule=\"evenodd\" d=\"M1 61H2V59H1ZM0 94H1V81H0ZM0 126H1V134H2V137H3V134H4L3 133V131H4V122H3V117H2V100H1V98H0ZM3 154H4V140L2 139V155ZM2 167H3V162H2Z\"/></svg>", "mask_w": 264, "mask_h": 264}]
</instances>
